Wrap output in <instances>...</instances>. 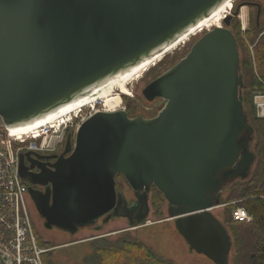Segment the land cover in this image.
Instances as JSON below:
<instances>
[{
    "label": "water",
    "instance_id": "95a60500",
    "mask_svg": "<svg viewBox=\"0 0 264 264\" xmlns=\"http://www.w3.org/2000/svg\"><path fill=\"white\" fill-rule=\"evenodd\" d=\"M225 1L0 0L1 122L26 126L94 94L165 53ZM231 17L143 89L147 101L163 102L155 116L89 115L73 147L68 138L62 157L37 174L32 162L56 156L20 154V177L46 187L29 189L46 229L75 234L111 217L141 224L155 188L189 249L229 264L231 237L212 210L255 164ZM117 175L133 191L130 206ZM0 264H9L1 252Z\"/></svg>",
    "mask_w": 264,
    "mask_h": 264
},
{
    "label": "rangeland",
    "instance_id": "374dc122",
    "mask_svg": "<svg viewBox=\"0 0 264 264\" xmlns=\"http://www.w3.org/2000/svg\"><path fill=\"white\" fill-rule=\"evenodd\" d=\"M255 4H258L264 9V0H254ZM237 1L233 0L232 7L230 9L231 20L235 19L239 26L242 36V41L248 48L250 53L253 52L254 45L249 41L247 33L250 31L251 24L255 20V9L249 6H240L237 15H234ZM230 20V21H231ZM256 21V20H255ZM260 25V35L264 34V22L259 21ZM220 25L222 26L221 22ZM230 28V27H229ZM231 30V29H230ZM203 31L202 33H204ZM200 33V34H202ZM198 34V33H196ZM201 36V35H200ZM199 36V37H200ZM198 38V37H197ZM194 40L188 38V42L178 46L175 50L171 51L161 60L155 62L152 66L146 70L151 71L147 76L143 73L142 77L138 81H131L128 85L130 89L131 98H128L129 103L124 101L122 97L120 109H124L125 105L129 108L131 103L135 106L130 117L134 118L136 114H143L146 118H151L155 116L158 111L163 107V102L159 103H148L144 100L142 96V90L150 82L160 76L162 73L167 71L175 63L181 60L189 52ZM239 55H240V49ZM252 55V54H251ZM163 61L158 67L156 63ZM160 62V63H161ZM156 64V65H155ZM155 65V66H154ZM152 68V69H151ZM151 69V70H150ZM256 77L260 81L258 75ZM143 79V80H142ZM148 83V84H147ZM260 95L264 96V91H258L253 93L252 100L255 106V115L257 118L258 113L256 110V105L254 102V97ZM125 102V105H124ZM102 104V102H99ZM262 103V102H261ZM97 109H101L98 107ZM93 111L89 108L83 110L82 113L75 117H71L70 123H66L68 128L67 132L72 135V142L74 143L76 131L83 121H85ZM126 112V111H125ZM65 124V125H66ZM64 127H60L56 132L51 131L48 134V146H51V150L54 151L55 147H64L65 133ZM52 151V152H53ZM49 152V153H52ZM253 169V168H252ZM252 171V170H251ZM117 190L121 191L127 202L135 201L133 191L125 182L124 178L117 176L116 178ZM152 191L149 194V214L144 222L141 224H129L126 219L111 217L106 223L103 220H99L96 226L81 228L75 234L64 233L59 230H48L44 227V220L39 216L37 211L33 209L32 202L28 201L29 216L33 227V232L37 239L38 246L46 250V253L42 257L43 264H99L100 256L96 255L95 248L98 246H106L109 243L116 244L122 240H133L134 242H139L151 250H153L160 258L171 264H214L209 259L203 255H199L194 251H191L184 241V239L178 234L175 229L174 220H170L167 216V204L164 202L158 207L153 203ZM227 192H224L221 200V207L212 210V213L222 222H225V217L227 210L225 207L227 205H232L235 202H226ZM234 205V204H233ZM224 216V217H223ZM224 225V224H223ZM231 237L232 248L229 258V264L237 263V256L235 254L237 245H235V239L232 236L231 231H229V226L224 225Z\"/></svg>",
    "mask_w": 264,
    "mask_h": 264
},
{
    "label": "trees",
    "instance_id": "16d2710c",
    "mask_svg": "<svg viewBox=\"0 0 264 264\" xmlns=\"http://www.w3.org/2000/svg\"><path fill=\"white\" fill-rule=\"evenodd\" d=\"M229 27L240 49V75L243 83L241 95L245 114L253 128L252 152L255 164L245 180L235 181L225 188L226 202L235 203L225 207L227 213L223 224L229 226L237 245L236 264H264V118L256 117L252 100L253 93L264 91V84L261 83H264V34L258 39L260 25L257 26L254 20L247 33L249 41L254 45L253 52L250 53L242 41L238 22L231 20ZM162 63L163 61L160 64ZM119 177L122 178V175ZM152 194L153 203L159 207L164 202L163 195L155 188L152 189ZM237 207L244 208L251 217L250 222L233 220L232 212ZM95 252L100 256L99 264H171L147 246L131 239L116 244L109 243L104 247L98 246Z\"/></svg>",
    "mask_w": 264,
    "mask_h": 264
},
{
    "label": "built area",
    "instance_id": "2783aa9c",
    "mask_svg": "<svg viewBox=\"0 0 264 264\" xmlns=\"http://www.w3.org/2000/svg\"><path fill=\"white\" fill-rule=\"evenodd\" d=\"M258 97L264 99V96L254 97L258 117L264 118V102H257ZM61 126H45L41 133L18 137L0 120V252L8 258L9 264H43L46 250L38 246L33 232L28 209V185L19 175V156L26 152H52L51 146L47 145L48 134ZM232 218L235 222L251 221L242 207L232 212Z\"/></svg>",
    "mask_w": 264,
    "mask_h": 264
},
{
    "label": "bare ground",
    "instance_id": "6f19581e",
    "mask_svg": "<svg viewBox=\"0 0 264 264\" xmlns=\"http://www.w3.org/2000/svg\"><path fill=\"white\" fill-rule=\"evenodd\" d=\"M232 2L233 0H226L216 11L213 12L210 17L202 21L195 29L191 30L189 34L184 36L179 42L169 48L165 53L157 55L153 59L142 63L123 76L111 79L101 88L96 90L94 94L87 96L86 98L78 102L71 103L65 107H62L58 112L52 113L43 119L35 121L26 126L12 129L10 131H12L15 136L19 137L30 135L31 133L35 135L37 133H41V129H43L45 126L59 124L62 125L61 127H66L67 124L65 125V123H70L72 116L77 118V116H79V114L87 108L91 109L93 111V114L97 113L98 111H103L106 113L119 111L122 101L121 98L131 96L130 89H128V85L131 81H138L143 76L142 74L146 72V70H148L150 66H152L155 62H158V60H161L160 58H163L165 55L175 50L178 46L187 42L189 37L191 38L192 36H198L203 31L207 32L215 27H221L220 22L222 24L223 20L226 17H229L228 15H230ZM234 15L237 14L234 13ZM256 101L261 103L262 98H257ZM99 102H102V104H100ZM100 105L101 109H97L98 107H100ZM38 137L39 136H36V138Z\"/></svg>",
    "mask_w": 264,
    "mask_h": 264
},
{
    "label": "flooded vegetation",
    "instance_id": "af4514ba",
    "mask_svg": "<svg viewBox=\"0 0 264 264\" xmlns=\"http://www.w3.org/2000/svg\"><path fill=\"white\" fill-rule=\"evenodd\" d=\"M237 1V5H236V7L237 6H249V7H251V8H253V9H255V20H256V23H257V26L260 24L259 23V21H262V23L264 22V9L263 8H261V7H257L256 5H253L254 3H256V2H254V0H236ZM205 33V32H204ZM203 34V33H202ZM202 34H200V35H202ZM200 35H198V36H192L191 37V39L190 40H194L195 38H197V37H199ZM188 42V41H187ZM160 62L161 61H159V64H160ZM158 63H157V65H159ZM157 65H156V67H157ZM152 69V68H151ZM150 69V70H151ZM151 72V71H150ZM149 71H148V73L147 74H149L150 73ZM147 74L145 73V75L147 76ZM143 78V77H142ZM145 78V77H144ZM143 78V79H144ZM142 79V80H143ZM148 84V83H147ZM144 89V88H143ZM142 93H143V90H142ZM141 93V94H142ZM132 96V95H131ZM131 96H130V98H131ZM142 96H143V94H142ZM143 98H144V96H143ZM124 99V101L126 102V103H129V99L128 98H123ZM144 100H146L145 98H144ZM147 101V100H146ZM125 102H124V105H125ZM148 103H157V107L159 106V103H161L162 102V100L161 99H155V100H153V101H147ZM128 106V105H127ZM126 105H125V111H126V113L128 114V116L130 117V113L132 114V111L134 110V108H135V106L133 105V103H131V105H130V107H133V108H129V107H127ZM120 110H124V109H120ZM138 116H140V117H143V118H146L143 114H136V115H134V117H138ZM150 117V116H149ZM148 117V118H149ZM67 126L66 127H64V129H65V133H64V138H66L65 139V144H64V147H62L61 149L60 148H58L57 146L55 147V149H54V151L52 152V153H46V154H40V155H42V156H56L55 158H48V159H40V160H37L36 159V161H34V162H32V165H33V169H30V172L31 173H34V174H37V173H39L40 172V168L39 167H41V168H43V169H51V165L52 164H54L56 161H57V158H59V157H62V155H63V153H64V150H65V146H66V141H67V139L68 138H70V144H71V148L73 147V145H74V143L72 142V135L69 133V132H67ZM68 154H65L64 155V157H66ZM25 165L26 166H30V164L27 162V161H25ZM117 176H119V175H117ZM117 176H116V178H117ZM116 178H115V182H116ZM27 185H28V188H27V197H28V200H29V202L31 203L32 201H31V198H30V195H29V189H33V190H37V191H40V192H45V189H46V187L45 186H41V185H32V184H30L29 182H27ZM116 190H117V186H116ZM223 195V194H222ZM135 201H131V202H127V206H130L132 203H134ZM32 207H33V209H35L36 210V208H35V206H34V204H33V202H32ZM38 213V212H37ZM40 216V215H39ZM41 217V216H40ZM43 219V218H42ZM101 220H103V218L101 219ZM127 220V219H126ZM128 221V220H127ZM98 222H96L95 223V225L94 226H96V224H97ZM129 223V222H128ZM133 223H135V221L133 222ZM32 224V223H31ZM130 224V223H129ZM33 226V225H32ZM99 228V227H98ZM55 228H51V229H48V230H54ZM55 230H57V229H55Z\"/></svg>",
    "mask_w": 264,
    "mask_h": 264
}]
</instances>
